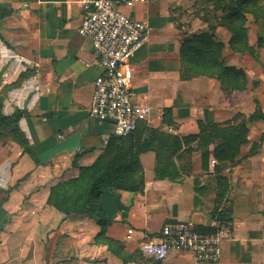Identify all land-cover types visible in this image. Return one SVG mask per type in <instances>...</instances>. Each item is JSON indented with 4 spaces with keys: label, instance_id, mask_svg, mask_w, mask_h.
<instances>
[{
    "label": "crops",
    "instance_id": "crops-1",
    "mask_svg": "<svg viewBox=\"0 0 264 264\" xmlns=\"http://www.w3.org/2000/svg\"><path fill=\"white\" fill-rule=\"evenodd\" d=\"M193 5V0H141L123 9L151 28L150 41L130 62L135 102L152 110L145 125L180 137L198 134L199 120L216 124L238 114L249 117L256 101L264 111V25L249 32L247 53L228 60L225 51L227 64L246 72V91L226 94L218 81L205 77L181 81L175 60L182 38L176 23ZM82 12V0H0V94L23 73L32 74L34 66L41 72L40 91L31 90L30 75L12 86L4 101L6 115L17 108L28 113L20 128L39 163L23 152L0 162V189H12L0 207V264H124L121 256H137L141 245L156 240L168 223L216 225L212 154L203 165L195 153L184 160L192 166L190 175L170 180L157 178V154L147 151L140 156L142 192H104L102 208L112 221L105 236L118 244L121 255L97 239L102 230L97 221L84 214L67 216L49 205L53 187L79 176L75 158L79 167L93 165L114 137L111 122L99 123L90 114L102 71L91 38L79 34ZM192 23L190 33L202 32L199 20ZM167 108L172 126L164 122ZM249 130L238 164L223 173L230 179L234 217L227 224L232 239L224 242L218 264H264V121L250 124ZM149 136L145 132L142 138ZM253 145L259 147L250 155ZM161 264L199 263L189 252H172Z\"/></svg>",
    "mask_w": 264,
    "mask_h": 264
},
{
    "label": "trees",
    "instance_id": "trees-1",
    "mask_svg": "<svg viewBox=\"0 0 264 264\" xmlns=\"http://www.w3.org/2000/svg\"><path fill=\"white\" fill-rule=\"evenodd\" d=\"M193 1V10L196 12H199L210 2L215 3L225 17L224 23H220V25L230 32L231 39L228 45L217 40L215 27L210 24L208 25L209 31L185 35L179 52L181 81L188 82L205 77L218 81L222 91L226 94L246 91L249 86L246 72L243 69L229 66L225 58V51L227 46L235 54H245L251 49L248 16L252 15L254 23L264 25V0ZM261 39L259 38V45H262ZM30 75V71L23 73L12 86L19 85ZM12 86L4 88L3 94H0V139L12 137L21 146L24 153L35 158L36 163H39L26 135L20 128L21 119L28 116V113L21 109H16L12 115H5L2 112L7 91ZM170 115V108L163 111L164 122L172 126ZM257 121H264V111L258 101H256L255 112L249 117L238 114L233 120L216 124H208L199 120V133L185 137L154 130L142 123L135 132L127 137L114 136L110 138L104 153L93 165L79 167L77 156L73 166L79 168V176L53 187L48 203L67 216L84 214L97 221L102 228L97 239L107 244L112 252L121 255L116 247L118 244L105 236L107 227L112 224V221L106 218L102 208L101 196L104 192L108 190L142 192L144 178L140 156L147 151L154 150L157 154V178L170 180L190 175L192 166L184 165V160H191L195 153L201 154L203 165L208 163L212 154L217 161L215 173L218 194L216 207L211 216L220 225L230 224L234 217L233 205L228 200L230 179L223 173L238 164L237 159L241 148L249 144V125ZM145 132L150 134L147 139L142 138ZM156 141H158L159 147L154 145ZM263 141L264 136L261 139V142ZM258 147V145H253L250 155H255ZM10 193V191H6V196H4V191H0V207L8 200ZM198 230L202 234H214L217 228L199 227ZM121 258L124 264L129 262L161 264V262L145 258L141 251L137 256H121Z\"/></svg>",
    "mask_w": 264,
    "mask_h": 264
},
{
    "label": "built area",
    "instance_id": "built-area-1",
    "mask_svg": "<svg viewBox=\"0 0 264 264\" xmlns=\"http://www.w3.org/2000/svg\"><path fill=\"white\" fill-rule=\"evenodd\" d=\"M141 0H82L83 12L79 34L91 38L102 73L95 81L90 114L99 123L111 122L113 136L127 137L149 120L151 108L135 102L133 70L130 62L151 38L150 26L123 9ZM16 59V58H15ZM41 72L34 66L28 83L34 92L41 90ZM169 132H173L169 128ZM216 165L217 161L212 160ZM214 234H202L193 223L166 224L156 240L144 242L142 255L163 262L172 252H189L199 264H218L223 257V244L232 239L231 228L220 225Z\"/></svg>",
    "mask_w": 264,
    "mask_h": 264
},
{
    "label": "rangeland",
    "instance_id": "rangeland-1",
    "mask_svg": "<svg viewBox=\"0 0 264 264\" xmlns=\"http://www.w3.org/2000/svg\"><path fill=\"white\" fill-rule=\"evenodd\" d=\"M224 18L222 10L213 2H210L206 4L199 12H196L192 10L190 13L185 12L182 13L181 17L177 20L176 27L180 30V38H184V36H189L193 34L194 32L190 33V29L193 26L192 21L199 20L201 22L202 28L200 30L202 31H209V24L211 26L215 27V36L216 39L219 41L224 42V39H228L229 36H231L230 32L223 26L220 25V23H224ZM250 22L248 24L249 32L257 30V27L263 28L262 23H254V19L252 15L248 16ZM205 21H208V23H205ZM262 30V29H260ZM199 31V30H198ZM197 32V31H195ZM261 38V37H260ZM263 39H261V42ZM227 59L229 60L232 54H235L229 46H227ZM178 63V70H180V55L178 53L177 59L175 60ZM5 106V105H4ZM18 109V108H17ZM4 110V108H3ZM2 112L4 113V111ZM5 114V113H4ZM6 115V114H5ZM21 152L24 153V150L17 144V142L12 138H4L0 139V162L7 161L10 159L13 155L17 156V154L21 155ZM26 154V153H24ZM63 183V182H62ZM10 189H3L4 196H6V191H10ZM0 191H2L0 189Z\"/></svg>",
    "mask_w": 264,
    "mask_h": 264
},
{
    "label": "water",
    "instance_id": "water-1",
    "mask_svg": "<svg viewBox=\"0 0 264 264\" xmlns=\"http://www.w3.org/2000/svg\"><path fill=\"white\" fill-rule=\"evenodd\" d=\"M195 225H197V224H195ZM198 226V225H197Z\"/></svg>",
    "mask_w": 264,
    "mask_h": 264
}]
</instances>
